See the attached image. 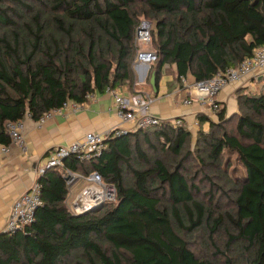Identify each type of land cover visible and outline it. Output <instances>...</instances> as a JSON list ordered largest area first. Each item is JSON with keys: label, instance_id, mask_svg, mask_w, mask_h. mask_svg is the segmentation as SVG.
<instances>
[{"label": "trees", "instance_id": "obj_1", "mask_svg": "<svg viewBox=\"0 0 264 264\" xmlns=\"http://www.w3.org/2000/svg\"><path fill=\"white\" fill-rule=\"evenodd\" d=\"M141 15L152 23L157 60L149 83L153 78L156 89L164 66H174L182 86L181 76L211 79L264 44V0H0V142L10 143L6 123L26 113L37 120L106 88L142 92L132 70ZM255 87L239 89L230 115L220 105L214 117L196 115L208 126L197 132L196 159L212 171L208 178L231 184L232 210L216 212L193 198L196 186L181 159L191 131L166 119L108 138L90 161L64 160L72 172L97 171L114 184L115 201L73 215L60 169L46 168L36 179L42 205L34 221L11 235L0 232V264H68L75 254L90 264H220L189 248L185 236L202 229L227 236L225 252L214 246L223 264H264V81ZM143 145L163 156H148ZM231 154L243 168L235 177Z\"/></svg>", "mask_w": 264, "mask_h": 264}, {"label": "built area", "instance_id": "obj_2", "mask_svg": "<svg viewBox=\"0 0 264 264\" xmlns=\"http://www.w3.org/2000/svg\"><path fill=\"white\" fill-rule=\"evenodd\" d=\"M151 27L152 23L149 20L141 19L139 21L134 33L136 54L133 62L150 65L157 60V54L148 49L152 41ZM263 69L264 44L252 56L240 62L237 67L228 68L223 73H216L211 79L191 82L186 77L181 76L182 86L189 91L188 97L181 99V103L189 106L195 101L205 100L209 108L216 111L219 109L216 96L227 84H242L247 78L256 77L257 73ZM105 92L110 94L114 100L120 124L106 132H87L81 140L54 146L48 152L45 165L36 169L38 176L43 174L46 168L60 169L68 188L66 205L68 211L73 215L82 214L104 202L115 201L117 188L114 184L105 183L97 171L84 175L72 172L65 167L64 160L68 157H75L79 161H90L101 155L108 138L156 126L166 120L150 110V106L154 102L152 94L136 92L123 95L118 89L110 88H106ZM90 97L91 95H87V99ZM81 105L70 100L64 101L59 107L45 111L35 120V123L41 126L55 114L68 109L77 111ZM25 118H31V115L26 113L22 119L7 122L5 125L10 142L22 146L23 149H25L23 133ZM170 120L173 126L182 125L181 117ZM0 152L7 153L8 144L0 142ZM75 184L77 187L72 190ZM41 205V185L34 181L11 203L3 232L11 235L23 230L34 221L35 212Z\"/></svg>", "mask_w": 264, "mask_h": 264}, {"label": "crops", "instance_id": "obj_3", "mask_svg": "<svg viewBox=\"0 0 264 264\" xmlns=\"http://www.w3.org/2000/svg\"><path fill=\"white\" fill-rule=\"evenodd\" d=\"M152 65L132 62L136 88L154 97V102L150 106L154 114L165 119L181 117L189 125L198 123L196 120L198 113L214 117V112L205 100L195 101L189 106L181 103V99L187 96L189 91L180 87L173 65L161 69L155 92L149 83ZM261 80L264 81V69L258 72L256 77L247 78L242 84H227L217 94L216 101L225 107L227 114L230 115L236 111V96L239 89L251 90L260 84ZM118 90L123 95L130 94L126 86L119 87ZM119 124L114 100L105 91L92 94L82 103L79 110H64L41 126L32 118H25L23 121L25 149L10 142L8 152L5 154L0 152V232L4 230L11 203L36 181L38 177L36 169L45 165L51 148L81 140L87 132H106Z\"/></svg>", "mask_w": 264, "mask_h": 264}, {"label": "rangeland", "instance_id": "obj_4", "mask_svg": "<svg viewBox=\"0 0 264 264\" xmlns=\"http://www.w3.org/2000/svg\"><path fill=\"white\" fill-rule=\"evenodd\" d=\"M33 4V3H31ZM38 7V6H37ZM141 19L148 20L147 17L141 15ZM154 36H152L153 44L148 46L149 50H154ZM134 60V59H133ZM183 89V86H180ZM256 88V87H255ZM253 88V89H255ZM185 90V88H184ZM183 99V98H182ZM233 113V112H232ZM197 120V118H196ZM184 126L188 127L191 131L192 138L190 143L185 148L183 154L181 155L182 164L187 171V176L192 179L193 184H195L196 189H193V198L202 202L206 206H211V209L216 210V212H223L226 210H232L233 200H234V190L231 184L224 183V178L219 180L218 177H209L212 174V171H204L201 169L197 157L201 154V144H197L196 135L198 130L207 131L208 126L203 124H194L189 125L187 122L182 120ZM235 125V119H232V122L228 125L229 129H232ZM220 134V132L218 133ZM197 144V145H196ZM148 156L162 157L161 151L153 152L146 145H143ZM167 162L175 163L177 159H171L170 157H164ZM230 159L232 160L231 166V175L238 176L243 174V168L239 161L235 159V155L231 154ZM136 167L141 168V163L138 162L135 164ZM218 169L217 171H219ZM214 173H217L216 171ZM131 173H125V179L128 180L131 178ZM214 182V183H213ZM213 184V185H212ZM77 185H73L72 190H75ZM79 188V187H78ZM67 201V196L65 199V204ZM214 204V206H213ZM186 241L188 242L189 248L194 252V254L199 258H208L212 262H217L223 264L225 258L222 253L220 255L215 254L214 246H217L224 251V243L227 240V236L224 234L223 230L218 231L214 235H209L208 231L198 230L195 231L192 235L185 236ZM101 248L106 252L107 255H110L113 252V249L107 244L102 243ZM68 264H90L88 258L83 255L75 254L67 262Z\"/></svg>", "mask_w": 264, "mask_h": 264}, {"label": "water", "instance_id": "obj_5", "mask_svg": "<svg viewBox=\"0 0 264 264\" xmlns=\"http://www.w3.org/2000/svg\"><path fill=\"white\" fill-rule=\"evenodd\" d=\"M150 84H151V87L153 88V90L156 92V88H155V85H154L153 78L150 79ZM1 233L5 234V232H1Z\"/></svg>", "mask_w": 264, "mask_h": 264}]
</instances>
